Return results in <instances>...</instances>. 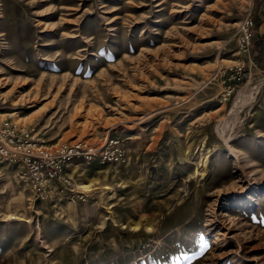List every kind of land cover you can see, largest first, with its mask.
Masks as SVG:
<instances>
[{"label": "rangeland", "instance_id": "rangeland-1", "mask_svg": "<svg viewBox=\"0 0 264 264\" xmlns=\"http://www.w3.org/2000/svg\"><path fill=\"white\" fill-rule=\"evenodd\" d=\"M263 3L0 0V121L127 154L75 201L0 164V264H264Z\"/></svg>", "mask_w": 264, "mask_h": 264}, {"label": "built area", "instance_id": "built-area-1", "mask_svg": "<svg viewBox=\"0 0 264 264\" xmlns=\"http://www.w3.org/2000/svg\"><path fill=\"white\" fill-rule=\"evenodd\" d=\"M253 28L251 16L246 15L238 37L243 52L251 46ZM126 161V150L117 137L105 136L96 143L74 140L49 144L32 125L0 121V164L12 169L17 182L39 201H52L56 196L78 199L82 194L73 183L72 168L94 163L122 165Z\"/></svg>", "mask_w": 264, "mask_h": 264}, {"label": "trees", "instance_id": "trees-1", "mask_svg": "<svg viewBox=\"0 0 264 264\" xmlns=\"http://www.w3.org/2000/svg\"><path fill=\"white\" fill-rule=\"evenodd\" d=\"M251 46L254 48V50H256L258 54L256 56V60L259 61L262 59L264 61V33L260 36H253L251 39Z\"/></svg>", "mask_w": 264, "mask_h": 264}, {"label": "bare ground", "instance_id": "bare-ground-1", "mask_svg": "<svg viewBox=\"0 0 264 264\" xmlns=\"http://www.w3.org/2000/svg\"><path fill=\"white\" fill-rule=\"evenodd\" d=\"M74 0H64L65 3H72ZM64 25H61V28H63ZM84 187V186H83Z\"/></svg>", "mask_w": 264, "mask_h": 264}]
</instances>
